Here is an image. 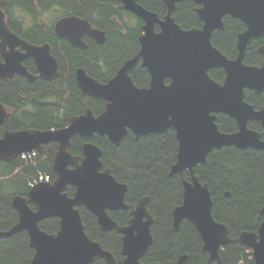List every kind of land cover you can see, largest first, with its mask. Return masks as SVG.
Here are the masks:
<instances>
[{"label": "water", "instance_id": "95a60500", "mask_svg": "<svg viewBox=\"0 0 264 264\" xmlns=\"http://www.w3.org/2000/svg\"><path fill=\"white\" fill-rule=\"evenodd\" d=\"M120 1L125 10L138 14L147 23L139 55L127 61L107 84L89 77L84 69L77 70L76 78L83 95L107 101V110L101 116L96 118L87 111L73 118L65 129L12 132L7 126L9 113L0 103V127L5 129L0 138V160L12 162L21 154L41 151L47 144H59L52 165L55 181L33 187L26 197L13 198L19 221L10 230L0 232V238L28 232L29 246L35 252L30 264H92L97 258L106 264H117L113 254L86 233L79 210L85 207L96 216L101 231L116 230L123 235L125 259L122 264H160L141 261L153 244L154 219L147 210L148 198H143L131 213L129 226H119L109 211L128 208L125 202L128 186L118 182L110 169L102 170L103 152L97 145H83L81 163L69 149L76 135L91 138L99 134L119 146L128 130L141 136L162 134L173 128L179 148L171 174L189 170L192 175V182H184L183 203L173 211L175 229L179 230L184 220L190 221L201 235L203 250L210 254L211 260H218L222 248L235 242L252 250L254 264H264V207L261 210L263 221L257 232L244 231L231 239L228 227L213 216L210 189L194 175L195 167L205 163L209 152L215 148L234 146L242 150H264L261 134L247 127L250 120L260 121L264 126V110L256 111L245 102L246 89L256 93L264 90V63L262 67L244 64L251 41L264 36V0H194L202 4L197 13L204 27L190 31L182 30L172 17L177 0H164L169 14L165 22H160L163 30L159 34L153 31L157 15L137 5L136 0ZM226 15L247 27L238 38L239 54L231 60L211 43L213 32L223 28ZM67 27L70 33L64 36L78 46L86 48L77 30L87 32L99 44L106 40L104 32L94 29L86 20L74 17L57 24V28L65 31ZM258 52L264 58V47ZM0 54V83L15 74L29 76L22 60L30 56L38 59L37 66L44 78L50 77L47 72L51 74L50 79L57 76L50 45L36 46L19 38L7 26L1 9ZM140 58L152 77L151 86L146 89L135 86L131 77ZM215 68L225 70L227 76L223 84L210 77L209 71ZM166 79L171 80L169 86L164 83ZM213 113L234 118L240 130L234 134L220 132ZM70 165L75 167L69 168ZM69 186L75 188L73 197L67 192ZM31 204L37 209H31ZM51 218L59 219V230L55 234H48L40 227L41 222ZM187 260L188 256L183 255L178 264H186Z\"/></svg>", "mask_w": 264, "mask_h": 264}, {"label": "trees", "instance_id": "16d2710c", "mask_svg": "<svg viewBox=\"0 0 264 264\" xmlns=\"http://www.w3.org/2000/svg\"><path fill=\"white\" fill-rule=\"evenodd\" d=\"M52 2L54 0H44ZM5 0H0V9L7 11ZM13 9L21 7L23 3L31 4V0H9ZM87 3L88 2H83ZM90 7L95 4L89 2ZM88 4V5H89ZM87 5V6H88ZM86 4L77 7L85 9ZM118 11L107 5L102 9V27L108 31L107 43L93 46L89 51L79 50L66 45L65 49L71 56L73 67H85L87 71L100 80L104 76H112L121 63L127 60L137 48L134 36L122 35L118 28L120 20ZM230 18V17H229ZM230 26L219 32L215 38L216 45L228 55H233L235 47V32L242 27L239 21L231 20ZM260 44L255 41L250 46L246 56L247 64L258 63L261 57L256 53ZM1 58V57H0ZM44 88L42 93L26 95L25 104L30 103L36 111L31 114L26 110V119L16 121L11 117L8 122L9 130L41 129L50 130L67 125L68 114H78L75 110L83 109V99L79 89L69 81V90L63 85ZM31 87V86H27ZM9 99H16L13 91H6L0 87V103L8 105ZM48 99L57 100L58 104L45 105ZM31 100V101H29ZM42 102V104L40 103ZM264 103V99L261 101ZM102 106H98V108ZM55 108L59 117L52 114ZM61 109L63 112L61 113ZM51 110V111H50ZM4 128L0 127V137ZM86 140L81 137L72 139L71 153L81 156V146ZM103 151L102 162L104 168L112 170L115 178L129 186L126 202L132 209L137 201L148 197V210L154 217L151 228L154 237L153 245L143 257L146 263L176 264L182 255H188L187 264H254L252 253L248 247L231 243L221 252L220 263L210 261L209 255L202 251V239L193 224L184 220L180 230L173 225V210L183 201V178L190 179L188 172L181 175H171L172 165L177 159L178 142L173 131L164 135H148L138 140L129 132L119 146L112 144L106 137L96 136L91 139ZM55 146H48L40 153L34 164H26L20 159L10 164L0 161V232L14 227L19 221V215L12 205L16 196H26L29 190L28 180L36 177L39 172L51 175L54 181L56 175L52 170V152ZM16 171H18L16 173ZM201 182L208 184L213 197V216L216 221L225 224L232 238L242 232H257L263 220L261 209L264 206V150H240L235 147H223L214 150L208 157L207 163L196 169ZM75 189L69 187L68 194L73 196ZM230 193V196H226ZM30 207L35 210L34 205ZM85 231L88 236L99 242L105 250L110 251L118 264H121V236L115 231L102 232L97 218L85 207L80 208ZM129 212H112L110 215L119 225H126L130 220ZM42 230L55 234L59 230V220L51 218L40 223ZM28 232L11 237L0 238V264H30L34 250L29 246ZM92 264H106L97 258Z\"/></svg>", "mask_w": 264, "mask_h": 264}, {"label": "flooded vegetation", "instance_id": "af4514ba", "mask_svg": "<svg viewBox=\"0 0 264 264\" xmlns=\"http://www.w3.org/2000/svg\"><path fill=\"white\" fill-rule=\"evenodd\" d=\"M5 1H6L5 2L6 6H7V11L5 12L6 23H7V26L9 27V29L14 34H16L19 38H21L22 40H24V41H26L32 45L42 46V47L44 45H47V44L50 45L52 58L55 60L56 65H57V76L54 79H50L51 74H50V72H47V73H49L48 75H50V77L44 78L40 74L39 68L37 66L38 59H35L34 57H31V56L25 57L22 60V65L26 69L29 76L25 75V74H15L12 78L5 80V81L0 83V87L4 86L6 91H9V92L13 91V95L16 98V99H9L8 105H4L6 107L8 113H9L8 122L10 121L11 117L14 118V120H16V121L26 119V116H25L26 110L30 113L32 112L31 114H33L36 111V109L34 110V106H32L30 104L31 102L27 103L28 102L27 101L25 104V99H27L25 94L26 95H32L33 93H36V94L38 92L42 93V90H44V88H49V87L53 88V86L57 87V85L60 86L64 80L68 81V84L63 85L66 89L68 88V90H69V86H70L69 81H71V80H72V84H74V86H76V88L79 89L81 96H82V99L84 101L83 109L82 110H75V112L77 111L78 114H73L74 113L73 112L71 114L66 115L67 125H65L64 127L53 128L51 130H60V129H65V128L69 127L73 118L85 115L87 113V111H91L93 116L96 118L101 116L107 110V101L101 100V99L96 98V97L83 95V93H82V91L78 85L77 78H76L77 77V70L84 69L89 77L98 80L102 84L109 83L117 75L119 70L125 65V63L127 61L132 60L139 55V53L141 51V38L146 34L145 25L147 23H146L145 19H143L142 17H140L136 13H132V12L125 10L123 8V3L120 0H93L95 3L93 5V7H90V4H89V2H91V0H54L52 2H46L44 0H31L32 1L31 4L23 3L21 5V7L16 8V9H13L11 7V2H9V0H5ZM83 2H88L89 5L87 3H84V4H86V6L88 5L87 7H85V9H81V10L77 9V7L81 8V6H84ZM136 3H137V5L142 7L144 10H146L152 14L157 15L158 21L154 22L153 31L155 34L161 33L163 28H162L160 22H165L167 15L169 14V8H168L167 3L164 0H136ZM107 5H111V8L113 10L118 11L119 16L117 19L120 20V23L118 25V28L121 31L120 33L124 36H129V37L134 36L136 38V41H137V48L134 50V52L130 55V57L127 60L123 61L121 63V65H119V67L116 69L115 73L112 76L103 75L104 80H100L96 77H93L87 71V69L85 67L78 66V65L73 67V64H72L71 59H70L71 56L66 51L65 46L68 45V46H71V47H74V48H77V49L83 50V51H89V48H91L92 45L93 46L97 45L100 47L104 46L108 41L109 33L107 30H105L102 27V25H104V24L102 21L101 13H102V9L105 8ZM200 8H202V4L196 3L194 0H177L176 10L173 12L172 17L174 18L175 23L178 26H180V28L182 30H185V31L202 30L204 27V23L200 21V19L198 17V13H197V10ZM74 17H76L80 20H86V21H88V23H90L92 25V27L94 29H97V30L104 32L105 38H106L104 44H99L93 36L89 35L87 32H85L83 30H77V31L80 34L82 42L86 45V48L78 46L76 44H73L66 36H64L65 34L70 33V27H67L66 31L64 30V28H57L58 22L61 20H65L68 18H74ZM230 19L241 22L238 19H234L231 16L226 15L223 18V28L216 29L213 32L212 37H211V43H212L213 47L217 48L223 55H225L228 59L231 60V59H235L239 54L238 38L242 33H244L247 30V27L244 25V23L241 22L242 27L240 29H237L235 32V47H234V51H233L234 53H232L233 55H228L223 51V49H221L220 47H218L216 45L215 38L219 32L223 31L226 27L228 28L230 26V23H231ZM255 41L260 42V44L256 47V53L261 57V59L258 63L247 64L246 63V57H245L244 64L247 66L262 67L263 63H264V58L261 54H259L258 50L260 48L264 47V36L261 38L253 39L251 41V43L248 47V50H247V54H248V51L250 49V46ZM21 52L26 53L24 49H21ZM247 54H246V56H247ZM0 57H1V54H0ZM0 61H2V57L0 58ZM51 61H52V59H50V62ZM209 75L215 82H217L219 84H223L225 79H226V76H227V74L223 68L211 69L209 71ZM131 77H132V81H133L134 85L140 89H146V88H149L151 86L152 77H151V74L149 73V70L143 66V59L142 58H140L138 60L137 64L135 65L134 70L131 72ZM164 83L166 86H169L171 84V80L166 79L164 81ZM27 86H31V87H27ZM263 99H264V90L259 92V93H256L254 90H251V89L245 90V102L248 105L253 106L254 110H256V111L264 110V103H261V101ZM29 101H31V100H29ZM40 103L42 104V102H40ZM44 104L54 106L55 104H58V101L55 99L54 100L48 99L44 102ZM98 106H102L103 108H101V107L98 108ZM62 112H63V109H61V113ZM52 114L55 117H59V112L55 108L52 109ZM213 115H215L217 117L216 123H217L218 128L221 132L227 133V134H234L240 130V127H239V124L237 123V121L234 118L228 116L227 114L213 113ZM7 125H8V123H7ZM247 127L249 130L255 131V132L261 134V140L264 141V126L262 125V123L260 121L250 120L247 124ZM20 130L47 131L48 129L41 130V129L28 128V129H17L14 131H20ZM169 131H173L175 133V137H176V131L173 128L168 129L165 133H162V134L149 133V134H144L141 136L136 135V133L132 130H128L126 136L129 134V132H131L135 136V139L138 140L139 138L145 137L148 135H164V134L168 133ZM3 135H4V133H3ZM96 136L103 137L99 134H94L91 138H85V137H82L80 135H76L74 137H81V138L85 139L86 141L83 143V145H84L86 143H93V142H90V140L95 138ZM83 145L81 146V156H79V155L74 156L71 153L70 149L72 146V142H71V146L69 149L71 155L74 157H77L79 159V161H78L79 163H81V161L83 159V153H82ZM48 146H51V147L55 146L56 147L54 152H52V155H53L52 165H53L54 158H55L56 153L58 152V148H59L58 143H50V144L45 145L44 148L37 153L36 158L39 156L40 153H43L45 151V148ZM223 147H234V146H223ZM223 147L215 148V149L211 150L207 156L206 162L203 164H199L195 167L194 175L196 177H198V175L196 174V169L198 167L204 166L207 163L209 155L214 150H219V149H222ZM248 149L257 150L254 148H248ZM245 150H247V149H245ZM177 160H178V149H177V159H176V162L172 165V168L177 163ZM7 164H10V163L7 162ZM74 167L75 166H73V165L69 166V168H74ZM106 169H109V168H104V163H103V169L102 170H106ZM171 172H172V169H171ZM171 172H170V174H171ZM185 172L189 173L190 179L183 178V180H182V183H183V200H184V190H185L184 182L185 181L192 182V175H191L189 170H184L182 174H179V173L174 174V175L183 176ZM112 175H113V173H112ZM199 180H200V178H199ZM118 182H120V181H118ZM120 183H122V182H120ZM200 183H202L201 180H200ZM122 184H125L128 186V184H126V183H122ZM202 184L208 186V184H204V183H202ZM208 188H209V186H208ZM128 192H129V186H128ZM128 192L126 193V197H127ZM227 195L230 196V193H227L226 196ZM143 198H146V197H143ZM143 198L139 199L137 201L136 205L132 209H130V206L128 205V203L126 202V199H125V202L128 205V208L126 210H115V211L110 210L109 214L112 212H121V211L129 212L128 214L130 216V220H129L128 224L119 225V223L115 220L117 222V224L121 227L129 226L131 223V220L133 218L131 213L137 208V206L139 205L140 201ZM212 199H213V197H212ZM148 201H149V199H148ZM182 203H183V201H182ZM180 205H178V206H180ZM213 205H214V202H213ZM177 207H175V208H177ZM147 210H148V203H147ZM212 213H213V208H212ZM172 215H173V213H172ZM153 219H154V217H153ZM186 221H188V220H186ZM188 222H190V221H188ZM173 225H174V221H173ZM151 228H152V226H151ZM179 230H180V228H179ZM179 230H177V231H179ZM110 231H115L117 234H119L121 236V242H122L121 254H122L123 235L121 233H118L116 230H110ZM110 231H105V233L110 232ZM229 234H230V231H229ZM200 237H201V235H200ZM230 238L235 239V238H232L231 236H230ZM153 239H154V237H153ZM201 239H202V237H201ZM153 242H154V240H153ZM231 243H235V242H231ZM231 243H229V244H231ZM238 244H240V243H238ZM241 245H243V244H241ZM203 246H204V243L202 240V251H204ZM244 246H246V245H244ZM149 249H148V251H149ZM223 251L224 250L220 251V257H221V252H223ZM146 253L144 254V256L146 255ZM206 253L209 255L210 261H217L220 263V258L218 260H211L210 254L208 252H206ZM122 256H123V260H122V262H123L125 259V256L123 254H122ZM143 257L141 258V261H142ZM180 258H181V256L179 257V259ZM179 259L177 260L176 264H178ZM122 262H121V264H122ZM143 263H146V262H143ZM154 263H158V262H154ZM165 263L173 264L172 262H165ZM165 263H160V264H165ZM187 263H188V260H187L186 264Z\"/></svg>", "mask_w": 264, "mask_h": 264}, {"label": "built area", "instance_id": "2783aa9c", "mask_svg": "<svg viewBox=\"0 0 264 264\" xmlns=\"http://www.w3.org/2000/svg\"><path fill=\"white\" fill-rule=\"evenodd\" d=\"M25 159L31 158V155L29 156H24ZM42 179V178H41Z\"/></svg>", "mask_w": 264, "mask_h": 264}]
</instances>
